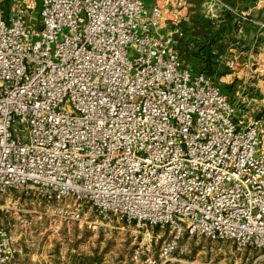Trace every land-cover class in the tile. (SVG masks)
<instances>
[{"label":"built area","instance_id":"built-area-1","mask_svg":"<svg viewBox=\"0 0 264 264\" xmlns=\"http://www.w3.org/2000/svg\"><path fill=\"white\" fill-rule=\"evenodd\" d=\"M166 21L144 0H0V213L30 227L29 197L61 203L55 220L133 223V264H209L182 259L195 237L262 264L264 113L182 65ZM14 240L0 227V264Z\"/></svg>","mask_w":264,"mask_h":264},{"label":"crops","instance_id":"crops-1","mask_svg":"<svg viewBox=\"0 0 264 264\" xmlns=\"http://www.w3.org/2000/svg\"><path fill=\"white\" fill-rule=\"evenodd\" d=\"M148 8L159 3L163 9L164 18H174L176 22L166 21L164 32H171L175 36V47L179 53L182 65L198 72L194 67L205 66L209 53L217 62L211 64V70L219 73L218 63L241 66L248 71L251 66L259 64L264 50V0H144ZM219 2L225 4L224 7ZM244 14L241 25L235 23L236 14ZM181 33V36L178 34ZM215 60V61H216ZM251 74V73H250ZM243 75L249 80L252 75ZM239 73L226 74L239 78ZM224 75H220V79ZM9 198L0 195V202H9L14 195L8 192ZM5 198V199H4ZM27 200V199H26ZM33 205L32 203H28ZM32 225L23 227L19 215L14 212L0 213V227L8 229L14 236L16 253L13 257L15 264H103L98 257L77 258L74 250L67 248L68 256L48 255V245L43 236L34 235L32 227L36 225L35 208L30 209ZM75 258H74V256ZM71 255V256H70ZM77 255V253H76ZM129 256V255H128ZM125 261L133 264L130 259Z\"/></svg>","mask_w":264,"mask_h":264},{"label":"rangeland","instance_id":"rangeland-1","mask_svg":"<svg viewBox=\"0 0 264 264\" xmlns=\"http://www.w3.org/2000/svg\"><path fill=\"white\" fill-rule=\"evenodd\" d=\"M6 6L9 0H5ZM40 5L38 1L37 9L33 13H39ZM129 57L132 51H129ZM262 61L253 65L248 71H244L241 66H232L229 64L218 63L219 73L211 76L218 83L230 100L234 103L239 114L247 117L264 113V50H262ZM216 57L213 58L214 63L217 62ZM195 70L200 67H194ZM233 72L239 73V78L226 76ZM251 73V74H250ZM252 75L249 80H244L243 75ZM220 75L224 78L220 79ZM13 195L14 192H11ZM27 199V200H26ZM25 204L30 209L35 208L34 218L37 222L32 231L34 235H41L48 245L46 251L48 255L60 256L64 258L68 256L67 248L73 249V253L77 258L82 257H100L103 264H128L125 260L130 259V243L128 235L130 230H134L133 223L113 221L114 228H88L86 224L78 222H67L55 220L52 210L61 203H47L44 199L36 200L33 205L29 197H26ZM88 219H95L90 209L86 216ZM154 232H159L154 228ZM160 241L154 246V253L159 246ZM77 253V255H76ZM72 254V255H73ZM73 255V256H74ZM129 255V256H128ZM261 252L250 247H239L230 240L208 239L205 237H195L190 241L189 252L182 256L183 260L193 262L202 261L209 264H246L253 258L260 256ZM71 256V255H70ZM74 256V258H75ZM264 264V260H262Z\"/></svg>","mask_w":264,"mask_h":264},{"label":"trees","instance_id":"trees-1","mask_svg":"<svg viewBox=\"0 0 264 264\" xmlns=\"http://www.w3.org/2000/svg\"><path fill=\"white\" fill-rule=\"evenodd\" d=\"M207 54V57H206V64L205 66H202L200 67V69H204V71L208 74V75H211L212 73V70H211V64L214 63L213 61V57L209 55V53H206ZM202 71V70H200Z\"/></svg>","mask_w":264,"mask_h":264}]
</instances>
